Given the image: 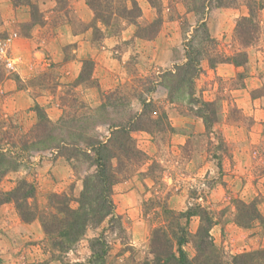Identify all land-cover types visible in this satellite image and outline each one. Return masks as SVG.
Listing matches in <instances>:
<instances>
[{
    "label": "rangeland",
    "instance_id": "obj_1",
    "mask_svg": "<svg viewBox=\"0 0 264 264\" xmlns=\"http://www.w3.org/2000/svg\"><path fill=\"white\" fill-rule=\"evenodd\" d=\"M109 1L114 18L105 25L95 21L85 0H0L5 47L0 148L7 155L0 190L25 180L36 187L28 201L31 210L54 212L50 197L77 199L92 169L85 161L71 164L48 146L76 140L82 134L78 126L88 128L81 130L85 134L108 137V126L142 116L140 124L147 128L132 135L142 161L118 167L116 221L89 228L71 251L60 254L39 220L24 222L13 203L3 205L0 264H89L90 242L102 234L108 262L152 264V232L161 226L174 237L183 234L188 239L183 249L194 257L192 240L207 221L213 223L212 242L223 264L264 252V10L249 29L245 26L251 42L244 44L236 28L249 15L246 0L233 7H218L213 0L203 13L201 0H136L142 14L136 24L120 18L134 0ZM159 18V30L150 27ZM201 21L210 37L201 31L194 38L193 46L205 56L194 95L184 90L171 102L170 83L165 88L160 77L186 62L185 44ZM246 57L244 66L221 63ZM7 59L15 61L14 70L5 67ZM38 111L52 123L45 118L41 124ZM200 111L212 121L208 126L197 116ZM252 203L263 219L249 223L246 217L244 223L243 206ZM165 208L175 215L167 217ZM179 213L186 218L174 217ZM238 217L246 227L239 226Z\"/></svg>",
    "mask_w": 264,
    "mask_h": 264
},
{
    "label": "trees",
    "instance_id": "obj_2",
    "mask_svg": "<svg viewBox=\"0 0 264 264\" xmlns=\"http://www.w3.org/2000/svg\"><path fill=\"white\" fill-rule=\"evenodd\" d=\"M72 1L73 0H56L58 4L62 2L68 4ZM85 1L91 9L95 21L102 22L105 25L110 24V20L114 18V14H111L112 1ZM211 1L213 0H201V6L198 8V10H201L199 13L209 8L212 3ZM214 1L217 2L218 7H233L240 0ZM246 5L248 7L249 15L242 18L237 25L236 32L239 37L243 39L244 44H249L251 42L248 41L250 36H247L248 33L245 30V26L249 29L251 25L254 24L253 21L255 20L257 13L264 10V0H246ZM32 9V18L36 20L38 15L34 12V7H32ZM141 15V8L139 7L138 2L134 0L132 1L131 8L124 7L122 9L120 18L125 19L129 24H136L137 19L141 18ZM162 23L163 21L159 18L150 27L154 26L159 30ZM200 24V26L195 29L193 38L185 44L186 62L183 65L175 66L173 71L166 72L160 77L165 88L169 85L168 97L171 102L174 100V95H176V93L184 92V90L187 91L190 98L194 95V81L199 76L200 65L205 57H202V49L198 50V48L193 46L194 38L196 34L201 31L207 39L210 37L209 29L204 21H201ZM223 62L233 63L236 66H244L248 61L246 57V60L242 62L230 59H224L221 63ZM215 63H211V66L214 67ZM166 82H169L170 84L166 86ZM143 104L145 105L144 110L148 108L146 102H143ZM205 105V110H207V108H209L208 105L210 104L205 103ZM38 115L41 124H45V122H42L45 118L46 123H52L48 117L40 111H38ZM197 116L202 118L207 126L212 123L209 117L203 115L202 111H200ZM141 117L142 116H135L134 118L128 119L126 122L122 121L108 126V137H97L85 134L82 131L86 132L88 128H81L78 126V130L82 133L79 138L67 143L60 141L55 147L48 146L49 149L59 150L61 155L65 156L66 160L71 164H73L74 161H85L86 163H89L92 172L84 177L83 189L77 199L73 200L65 194H53L50 197L49 207L54 209V212L49 214H35L28 205V201L35 198L36 187L35 185L22 180L18 182L16 188L10 191L0 190V207L13 203L24 222L39 220L45 237L52 249L60 254L68 253L73 249L74 245L79 243V241L86 235L89 228L97 229L107 221L113 223V220L116 221L118 219L115 214L116 207L113 200L114 187L120 182L118 167H125V164L134 167L143 159V153L137 149L135 140L132 136L135 132L146 131L147 129L140 124ZM59 123L62 125L63 121ZM54 125L57 124H52L51 126L53 127ZM36 126H38V124ZM48 139L50 141L54 140L51 134L48 136ZM44 142L47 143L48 141ZM27 144L28 143L25 144V151L29 148ZM32 145L34 146L35 144L33 143ZM6 157V152L0 148V168L6 161ZM4 174L5 173L0 172V183L2 182ZM73 203L77 206L74 207ZM253 206V203L243 206V208L248 209L245 211L242 218L243 221H245L244 223H248L249 220V223H253L263 219L261 214H259L257 209ZM164 211L167 217L175 215L170 209L165 208ZM174 217L182 220L186 218V214L179 213ZM246 217L249 218V220H247ZM175 219L176 218L172 219L173 223ZM237 221L239 226H247V224H244L239 220V217L237 218ZM172 222H170V224H172ZM212 227L213 223L207 221L199 227L197 233L194 235L192 240L196 253L194 257L188 256L183 249V246L188 242V239H186L183 234L174 237L168 233L167 226H161L154 229L151 238V255L153 256L151 263L223 264L218 256L216 246L212 242ZM107 249L103 234L91 240L90 250L92 256L89 260V264H113L108 262ZM233 264H264V252L259 251L251 254L237 255L233 259Z\"/></svg>",
    "mask_w": 264,
    "mask_h": 264
},
{
    "label": "built area",
    "instance_id": "obj_3",
    "mask_svg": "<svg viewBox=\"0 0 264 264\" xmlns=\"http://www.w3.org/2000/svg\"><path fill=\"white\" fill-rule=\"evenodd\" d=\"M4 45H2L0 43V51L2 52L4 50ZM5 67L8 69V70H14L15 68V61H12V60H9L7 59L4 63Z\"/></svg>",
    "mask_w": 264,
    "mask_h": 264
},
{
    "label": "crops",
    "instance_id": "obj_4",
    "mask_svg": "<svg viewBox=\"0 0 264 264\" xmlns=\"http://www.w3.org/2000/svg\"><path fill=\"white\" fill-rule=\"evenodd\" d=\"M88 13H89V14H88ZM87 15L91 16V15H90V12H87ZM12 18H13V19H15V18H16V16H15V14H14V13H13V16H12ZM221 68H222V66H221ZM230 69H232V68H231V66H230Z\"/></svg>",
    "mask_w": 264,
    "mask_h": 264
}]
</instances>
